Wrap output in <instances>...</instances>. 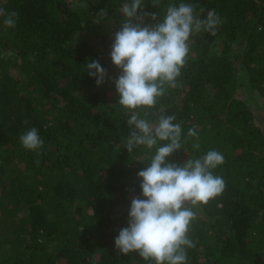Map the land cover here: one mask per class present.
<instances>
[{"label": "trees", "instance_id": "obj_1", "mask_svg": "<svg viewBox=\"0 0 264 264\" xmlns=\"http://www.w3.org/2000/svg\"><path fill=\"white\" fill-rule=\"evenodd\" d=\"M125 2L0 0L19 14L14 27L0 17V264H154L120 253L115 237L156 148L128 152L131 129L115 85L97 86L85 66L99 60L109 77L119 76L110 52ZM143 3L159 20L180 3L200 19L214 11L222 20L215 35L192 34L177 86L135 110L153 124L160 115L181 124L182 149L171 162L209 150L224 156L211 170L224 190L188 204L195 247L186 264H264V126L256 113L264 109V0ZM31 127L44 141L38 150L19 141Z\"/></svg>", "mask_w": 264, "mask_h": 264}, {"label": "clouds", "instance_id": "obj_2", "mask_svg": "<svg viewBox=\"0 0 264 264\" xmlns=\"http://www.w3.org/2000/svg\"><path fill=\"white\" fill-rule=\"evenodd\" d=\"M143 8V0H130L119 9L125 19L115 32L110 52L112 62L121 70L118 77H109L99 60L85 65L97 86L106 79L115 85L117 104L127 110L131 129L124 141L128 152L140 146L156 148L150 163L138 172L142 192L131 199L127 226L115 237V247L123 254L138 252L144 261L154 264H186V249L195 247L188 237L195 213L188 204H207L224 190L223 178L211 171L224 162V156L209 150L196 159L171 162L168 158L182 149L181 124L173 123L174 115H160L153 124L140 118L135 110L154 107L166 87L177 86L192 34L208 31L215 35L222 20L214 11L200 19L194 15V6L185 3L169 5L162 20L155 13L143 12ZM18 15L0 8V17L8 27L15 26ZM104 15L102 10L99 16ZM145 16H150L153 23L143 24ZM188 136L197 138L193 148L199 149L196 129L190 128ZM19 141L27 150H38L44 144L36 127L22 133Z\"/></svg>", "mask_w": 264, "mask_h": 264}, {"label": "rangeland", "instance_id": "obj_3", "mask_svg": "<svg viewBox=\"0 0 264 264\" xmlns=\"http://www.w3.org/2000/svg\"><path fill=\"white\" fill-rule=\"evenodd\" d=\"M256 113L260 116V114L262 115V118H261V120H262V122H261V124L264 126V109H261V110H256Z\"/></svg>", "mask_w": 264, "mask_h": 264}]
</instances>
